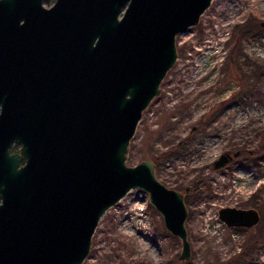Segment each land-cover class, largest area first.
Here are the masks:
<instances>
[{
  "label": "water",
  "instance_id": "water-1",
  "mask_svg": "<svg viewBox=\"0 0 264 264\" xmlns=\"http://www.w3.org/2000/svg\"><path fill=\"white\" fill-rule=\"evenodd\" d=\"M44 1L0 0V264H81L100 217L134 188L189 260L184 191L153 160L126 158L177 59L176 36L213 0ZM218 218L249 228L259 215L224 206Z\"/></svg>",
  "mask_w": 264,
  "mask_h": 264
},
{
  "label": "rangeland",
  "instance_id": "rangeland-1",
  "mask_svg": "<svg viewBox=\"0 0 264 264\" xmlns=\"http://www.w3.org/2000/svg\"><path fill=\"white\" fill-rule=\"evenodd\" d=\"M262 22L264 0H213L176 36L177 59L128 146V165L151 159L164 184L184 191L190 259L178 258L180 240L134 188L100 217L81 264H264ZM247 24L252 31L238 40ZM227 150L240 155L214 169ZM224 206L256 208L260 221L228 227L218 218Z\"/></svg>",
  "mask_w": 264,
  "mask_h": 264
},
{
  "label": "flooded vegetation",
  "instance_id": "flooded-vegetation-1",
  "mask_svg": "<svg viewBox=\"0 0 264 264\" xmlns=\"http://www.w3.org/2000/svg\"><path fill=\"white\" fill-rule=\"evenodd\" d=\"M20 146H21V145L16 144V143L11 144V145L9 146V152H10V153H17V152H19ZM227 151H231V150H227ZM250 153H252V152L250 151ZM239 155H240V153H239ZM232 160H233V159H232ZM232 160H231V161H232ZM231 161H230V162H231ZM213 162H214V161H213ZM212 166H213V163H212ZM249 208H251V207H249ZM253 209H255V210L257 211L258 215H259V220H258V222H259V221H260V218H261V213H262V212L260 213V211L257 210L256 208H253ZM258 222H257V223H258ZM257 223H256V224H257ZM256 224H255V225H256ZM255 225H253V226H255ZM226 226H227V225H226ZM253 226H252V227H253ZM228 227H230V226H228ZM231 227H242V226H231ZM243 228H248V227H243ZM249 228H251V227H249Z\"/></svg>",
  "mask_w": 264,
  "mask_h": 264
},
{
  "label": "trees",
  "instance_id": "trees-1",
  "mask_svg": "<svg viewBox=\"0 0 264 264\" xmlns=\"http://www.w3.org/2000/svg\"><path fill=\"white\" fill-rule=\"evenodd\" d=\"M251 31H252V27H251L249 24H247V25L244 26V27H240L238 40H240L243 36L247 35V34L250 33ZM258 71H259V70H258ZM258 71H257V72L255 71V74H257ZM260 72H261V71H260ZM248 77H249V76L247 75V77H245V79H243L245 83H246V80H247ZM245 86H246L247 88H250L251 85H250V83H246Z\"/></svg>",
  "mask_w": 264,
  "mask_h": 264
}]
</instances>
